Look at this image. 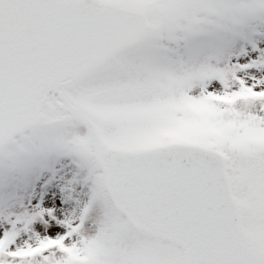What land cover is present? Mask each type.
Masks as SVG:
<instances>
[{"label": "snow or ice", "instance_id": "6c2138e0", "mask_svg": "<svg viewBox=\"0 0 264 264\" xmlns=\"http://www.w3.org/2000/svg\"><path fill=\"white\" fill-rule=\"evenodd\" d=\"M0 264H264V0H0Z\"/></svg>", "mask_w": 264, "mask_h": 264}]
</instances>
